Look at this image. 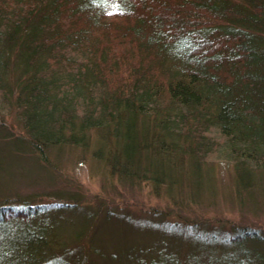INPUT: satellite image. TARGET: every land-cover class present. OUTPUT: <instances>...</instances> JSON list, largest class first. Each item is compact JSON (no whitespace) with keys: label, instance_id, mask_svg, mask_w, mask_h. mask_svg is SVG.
Returning a JSON list of instances; mask_svg holds the SVG:
<instances>
[{"label":"trees","instance_id":"1","mask_svg":"<svg viewBox=\"0 0 264 264\" xmlns=\"http://www.w3.org/2000/svg\"><path fill=\"white\" fill-rule=\"evenodd\" d=\"M11 112L25 135L0 126V170L27 162L39 188L57 179L52 151L95 145L110 175L178 207L211 202L212 161L249 190L264 174V0H0V119ZM8 188L0 264H264L249 224ZM100 228L110 248L85 247Z\"/></svg>","mask_w":264,"mask_h":264},{"label":"rangeland","instance_id":"2","mask_svg":"<svg viewBox=\"0 0 264 264\" xmlns=\"http://www.w3.org/2000/svg\"><path fill=\"white\" fill-rule=\"evenodd\" d=\"M2 120L0 119L1 128L11 133L13 138L22 137L24 132L21 120L17 118L15 112L5 115ZM66 148L55 149L48 156L49 160L55 163L56 174L54 175L57 179L53 184L39 188L37 183L46 181V175L39 173L34 166H28L27 162L22 163L15 160V162H9L5 169L0 170V188L5 189L7 186L9 190L12 189L11 192H16L20 196L34 194L37 197H40L38 195H42L41 193L60 190L68 197L75 195L79 202L90 204L92 207L117 203L136 209L140 207L159 208L166 212L172 210L173 215L201 220L220 219L227 223L232 221L238 224H249L264 231V174L260 172L252 177V182H249L251 187L248 190L243 185L237 184L233 178L232 165L212 161L210 164L213 163L211 166L213 170L210 171V175L213 184L211 187L208 183L206 188H213V199L212 196L205 198L207 200L211 198V202H194L187 204L188 207H178L163 191L156 193L151 182L144 181L140 184L129 185L121 182L116 176L110 175L106 167L100 166L96 159L93 160L92 152L95 145H91L86 152L82 148L71 150ZM206 188L204 187V190ZM209 190L205 191L210 192ZM178 199L181 200L180 197ZM110 233L111 230L107 231L105 228L97 231L91 230L85 237L83 236L82 243L88 247L94 236L108 249L113 244L112 241L110 244Z\"/></svg>","mask_w":264,"mask_h":264}]
</instances>
